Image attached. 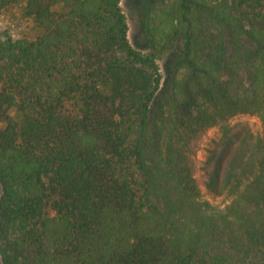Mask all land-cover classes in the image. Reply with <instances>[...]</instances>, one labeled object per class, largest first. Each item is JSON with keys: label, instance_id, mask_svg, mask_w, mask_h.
I'll return each mask as SVG.
<instances>
[{"label": "trees", "instance_id": "1", "mask_svg": "<svg viewBox=\"0 0 264 264\" xmlns=\"http://www.w3.org/2000/svg\"><path fill=\"white\" fill-rule=\"evenodd\" d=\"M20 2L41 31L0 28L3 264H224L216 244L264 264V142L220 220L187 157L237 114L264 130V0H153L148 52L122 0H0V15Z\"/></svg>", "mask_w": 264, "mask_h": 264}, {"label": "rangeland", "instance_id": "2", "mask_svg": "<svg viewBox=\"0 0 264 264\" xmlns=\"http://www.w3.org/2000/svg\"><path fill=\"white\" fill-rule=\"evenodd\" d=\"M153 0H122V6L129 23V37L133 45L148 52L142 18L144 11ZM0 28L7 30L15 38L36 37L41 30L33 17L25 14L24 3L11 6L0 15ZM174 53L159 58L161 72L166 79ZM16 115L13 110L9 111ZM0 111V127L6 124ZM263 123L256 113H240L217 125L210 126L189 139L188 165L196 176L200 198L206 210L214 219L229 215V206L235 199L231 187L244 188L253 167L249 157L261 142H264ZM140 179L141 176H140ZM237 188V189H238ZM1 194V185H0ZM223 252L228 260L224 264H248L238 250L214 245L213 251ZM0 264H3L0 255Z\"/></svg>", "mask_w": 264, "mask_h": 264}]
</instances>
